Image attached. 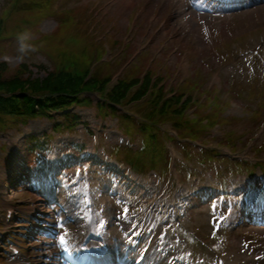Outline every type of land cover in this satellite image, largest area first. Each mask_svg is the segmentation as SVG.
<instances>
[{
	"label": "rangeland",
	"instance_id": "1",
	"mask_svg": "<svg viewBox=\"0 0 264 264\" xmlns=\"http://www.w3.org/2000/svg\"><path fill=\"white\" fill-rule=\"evenodd\" d=\"M13 1L0 0V15L8 9V14H12L14 11L17 12H14L11 17H2L5 23V33L0 36V61L3 62L5 57H11L12 59L8 63L10 68L5 70L3 74L5 77L13 76L11 74L14 73L15 68L20 65L21 61L27 64V70H31L30 76L35 78H43L48 75L49 70L55 69L56 63L53 62L51 56L46 57L48 53H51L50 43L39 42L38 39L48 42L51 39L54 49L60 46L59 51L54 50L56 57L60 59L59 62L64 63V60H75L81 64H87L80 66V68L90 67L91 72L101 62L100 57L103 47L105 52H113V48L108 42L124 40L126 44L130 42L127 47L129 49L126 51L130 55L121 56L120 52L118 53L120 48L116 46L114 47V56L111 55L107 58L109 62L113 63V69L118 63L115 73H118L119 69L124 67L126 62L137 52V49L139 48L140 51L141 48L144 50L141 56L143 59H140L142 65L148 64L149 60L156 56L158 62L155 63V67L158 66L163 69L164 86L170 84L174 80L173 78L176 77H189L190 80L192 77L191 81L195 86L194 88H199L202 91L205 90L211 76L214 77L212 83L221 80L223 93L213 92L208 96L209 102H211L210 99H213L214 95L217 94L219 102L226 104L223 109H216L219 112L221 110L222 117L226 119L221 120L222 124L221 128L218 127V129L220 128L219 131L218 129L213 130L212 134L199 133V137L204 136L203 140L212 138L215 141L222 140L223 143L233 142L236 148L239 149L244 141L249 140L252 134L255 133L254 130L262 122V120H259V116L254 114L257 111L264 112V63L261 57L256 55L241 57L237 54L249 48L253 50L260 43H264V5L246 11V13L227 15L211 13L202 5L199 8L189 6L186 0H126V2L125 0H55L50 4V7L54 12L59 10L61 15L58 16H63L64 22L73 28L65 34H58L60 29L58 25L59 17L47 15L45 18H32V15L37 17L40 13L46 14L44 8L41 12V8L35 6L37 5L36 2L40 0H15L16 4L18 3L17 5H12ZM38 4H43V2ZM179 8H181V11L178 12ZM34 12L36 13L33 14ZM130 27L135 29V33L133 37L130 35V40H127L126 33ZM74 31L76 34H73ZM47 35L50 38L45 39ZM64 36L65 38L62 39ZM27 41L32 42L29 47L24 46ZM168 41L170 42L168 50L160 53L158 49ZM177 48L179 50L175 53ZM14 54L19 56L21 61L14 60L12 57ZM151 61L153 62V60ZM90 62L92 64H89ZM22 73L25 76L29 75L24 70ZM191 89L193 90V87ZM227 95H231L228 103L226 102ZM93 106V104H88L84 107L71 109L79 118L78 124H76L71 134L51 130L52 122H48L45 118H31L25 125L18 120L13 121L11 125L10 121L6 125H4L5 122H0V127L3 126L0 129V147L2 145L5 148L8 146L4 149L5 151L3 150L0 153V165H2L0 167V179L4 178L3 181H0V192H4L0 193V209H2V205L13 199L7 204L10 205L11 203L16 208L14 217L27 224L25 222L29 217L27 212H31V214L38 217L35 213L37 211L43 213L47 210L52 211V207L47 209L44 199L51 198L56 202L57 199L62 197L60 199L61 204L68 209L69 216L67 214L62 215V217H65L64 223H66L65 228L67 231L62 232L61 237L68 242H76L85 233L93 230L95 220L91 219L90 216H86L85 189L79 186V188L72 187L71 190L63 192L65 182L71 184L73 177L69 176L70 170L60 174L56 173V166L59 162L66 160L64 158L66 155L70 154V156H67L68 158L73 157V159H70L73 165V161L78 159L76 156L80 158L81 154L77 150L71 149L74 142H84L85 150L92 151L95 141L90 136L89 131L94 133L98 128L103 127L102 143L98 148L100 149L98 151L100 157L94 164L92 163V169L95 173L93 178L103 182L109 193L114 194L115 198L111 200V215L115 218L116 237H118V241L123 248L130 231V222L121 215L122 203L129 199L132 201L133 196H129L122 190V186L115 182L117 175L106 174L105 176L103 172L105 169L97 168L108 167V156L115 155L120 162L124 163L128 172L132 175L137 174L130 167L129 161L131 159L127 157L132 158L133 156L124 148L127 146L126 142L129 138L125 134L122 135V132L117 129L116 119L110 116L103 117L98 113V108ZM187 112L191 114L192 110ZM186 116L189 115H184V118ZM126 124L125 121L122 122L123 126H126ZM183 128L185 127L178 129V131L184 135L190 134L189 129ZM43 134L49 135L43 136ZM31 135H35L37 138L34 140L36 143L42 141L44 145L50 144L51 152L42 154L40 159L35 160L33 158L34 160L30 164L27 163L30 161H27V159H24L25 162L22 163V148H25L26 145L24 140ZM129 137L134 144L131 145V148L137 149L145 136L138 132L136 128ZM10 140L16 143L15 149L10 145ZM154 141L156 140L152 139L151 143ZM261 143H264V136ZM119 146L123 149L117 152L115 147ZM63 147H68L69 151L59 150ZM76 148L80 149L81 147ZM150 150L151 148H146V151ZM191 152L188 153L190 160H187L182 166L185 172L191 174L186 183L182 185V188H179L178 185L175 188L172 187L174 179L171 177V172L166 171L165 161L164 163L161 161L158 165L159 169L163 165V169H165L163 174L159 175L158 173L155 175L154 172L147 171L138 176L140 185L145 187L141 192H144V199L147 202L154 200V198H160L163 203L170 202L171 208L176 211L184 209L187 213L189 212L185 218H181L183 219L181 222L173 225L171 230L167 231L171 237L168 245L164 244L163 247L159 246V248L156 246L147 255L144 263L168 264V246L174 244L179 247L186 243L188 249L195 250L192 252L196 260L207 259L206 257H208L209 262L218 263L219 257L225 260L227 264L237 262L239 264L241 262L243 264H256L250 260V256L260 254L259 251L264 250V231L260 232L249 224H245L234 230V235L231 234L232 239L225 242H222V234L218 231L213 229L209 232L211 224L208 220L211 214L214 213L212 207L218 203L219 205L232 204L233 201H236L234 195L230 196V200L221 199L216 204L213 203L212 199L209 203L201 204L199 209H196V206L189 208V205L187 206L180 198L183 196V189L187 186L197 188L199 185L208 186L212 183H218L220 177H218L219 174L216 173V170L220 168L219 164L222 166L228 165L221 162L222 160L219 161V164H216L218 160H213V165V162L200 164L198 159L201 156ZM237 154L240 156L245 155L243 150L237 152ZM32 156L33 153H30L29 158ZM141 158L148 161V158L146 160L143 155ZM63 164L61 166H64ZM19 165L26 170L29 178L32 174V177L28 178L27 189L18 188L16 185L15 187L14 185H11L13 187L8 186L12 176L10 175L11 168ZM201 169H204L202 175L198 174ZM234 173L232 171L229 174L228 183L234 181L232 179ZM256 173L258 172L254 174L256 175ZM225 176L227 177V175ZM236 177L238 182L242 180V177L246 178L245 175ZM51 185L56 190L55 194L58 195V198L50 192ZM58 191L60 192L58 193ZM73 191H76L80 196L72 199ZM7 196L10 197L7 198ZM117 198H122L120 203H117ZM33 199L36 201L31 203ZM55 207L57 211L64 214L61 207H58L56 203ZM69 210H71L70 213ZM131 216L132 214H130V218ZM3 217L4 213L0 211V224H2L0 225V234L5 232ZM39 218L41 217L39 216ZM23 229L13 228L14 233L11 234V242L20 245L22 252L27 254L26 256L30 257L31 260H34V255L40 252L35 249L30 251L25 249L28 242L23 236L26 232ZM165 234L164 232L163 235L166 236ZM240 236H244V238H240ZM249 238L253 239L255 243L244 250L245 245L242 239ZM11 242L3 244L0 235V249H4L0 252V258L6 253L0 264H12L9 254L6 252ZM37 243L38 241L34 240L31 245L34 246ZM206 253L208 254L206 255ZM24 263L25 261L22 259L18 261V264ZM257 264H264V262H257Z\"/></svg>",
	"mask_w": 264,
	"mask_h": 264
},
{
	"label": "trees",
	"instance_id": "2",
	"mask_svg": "<svg viewBox=\"0 0 264 264\" xmlns=\"http://www.w3.org/2000/svg\"><path fill=\"white\" fill-rule=\"evenodd\" d=\"M83 76L75 73L63 72L60 76L49 75L43 80L27 79V82L18 81L17 79L2 80L0 77V104H5L9 109L10 115H25L34 111V106L44 108L43 100H37L39 95L59 94L61 90L69 94L75 93L79 90L86 89L92 91L98 89L103 92L105 80L99 81L93 78L87 85L82 83ZM126 83H121L110 94L109 99L111 102L117 103L120 98L125 95ZM63 96V95H62ZM64 98V97H63ZM62 99V98H61ZM65 100L62 99L61 105ZM6 113L0 108V113Z\"/></svg>",
	"mask_w": 264,
	"mask_h": 264
},
{
	"label": "snow or ice",
	"instance_id": "3",
	"mask_svg": "<svg viewBox=\"0 0 264 264\" xmlns=\"http://www.w3.org/2000/svg\"><path fill=\"white\" fill-rule=\"evenodd\" d=\"M61 242L63 243V238H61Z\"/></svg>",
	"mask_w": 264,
	"mask_h": 264
},
{
	"label": "bare ground",
	"instance_id": "4",
	"mask_svg": "<svg viewBox=\"0 0 264 264\" xmlns=\"http://www.w3.org/2000/svg\"><path fill=\"white\" fill-rule=\"evenodd\" d=\"M125 2H126V0H125ZM128 3V2H127Z\"/></svg>",
	"mask_w": 264,
	"mask_h": 264
}]
</instances>
